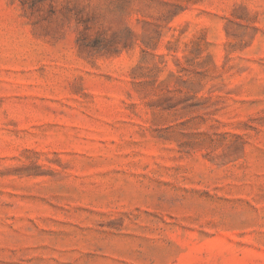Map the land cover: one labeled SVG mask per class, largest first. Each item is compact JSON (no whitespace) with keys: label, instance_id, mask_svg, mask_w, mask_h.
Masks as SVG:
<instances>
[{"label":"rangeland","instance_id":"rangeland-1","mask_svg":"<svg viewBox=\"0 0 264 264\" xmlns=\"http://www.w3.org/2000/svg\"><path fill=\"white\" fill-rule=\"evenodd\" d=\"M0 264H264V0H0Z\"/></svg>","mask_w":264,"mask_h":264}]
</instances>
